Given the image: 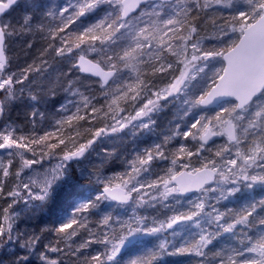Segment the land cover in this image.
<instances>
[{
	"label": "snow or ice",
	"instance_id": "1",
	"mask_svg": "<svg viewBox=\"0 0 264 264\" xmlns=\"http://www.w3.org/2000/svg\"><path fill=\"white\" fill-rule=\"evenodd\" d=\"M19 2L20 0H0V17L3 16L6 10ZM105 3L109 5L111 12L98 24L84 28L76 36L74 47L80 49L86 40L93 42L100 40L101 50H103V47L111 46L118 39L126 42L127 46L118 59L128 72L135 74L136 83H127V91L120 90L122 98L127 99L129 93H132L131 99L136 100L145 91L147 86L140 79L141 69L139 66L144 63L146 55L149 57V61L155 59L160 62L159 66L150 64L153 75H171L177 71L179 72V75H173L166 87L151 92V96H154L155 99L147 98L143 106L139 107L134 115L124 118L123 122L117 120L116 125L111 127L112 132L123 130L129 125L135 127L136 125L133 122H138L143 129L150 128L152 123L151 114L161 108V102L168 101L170 98L188 96L194 82L201 73H204V67L200 66L201 61L205 62V66L207 62L217 57H222L223 61L226 62L225 66L217 70L215 76L211 78L212 83L208 90L201 89L198 97L184 99L183 102L188 106V111L221 101L230 105V108H221L222 112L230 117L228 120L221 121L219 125L221 130L217 132L209 128L208 124H203L200 130V140L207 143L212 136L224 134L229 142L237 145L236 158H228L220 168L217 167L216 161H209L205 164L203 171L196 169L195 176L191 172H176L171 174L169 179L161 178L158 181V183L163 184V191L159 193L160 198L168 200L169 197L183 195L193 190L208 191L204 186L210 182H215L218 186L220 184L227 186L221 191V197L227 200L240 191L241 184L248 188H252L257 183L264 185V174H253L255 170L264 173V146H262L264 144V103L261 102L264 101V0H246V9L233 11L231 33H239L238 43L232 41L231 46L219 52L204 51L200 47L199 41H195L194 35L197 28L191 21L201 11L233 8V0H168L167 3H163L162 0H85L84 3L78 4V8L64 22L63 27L50 29L49 34L52 39L55 40L57 34L63 32L69 24L73 23L75 18L83 17L86 13L99 9ZM70 8H73V5L69 4L55 10L47 8L41 15V22L37 25L38 30L42 31L45 27L43 21L47 17H54L57 12L60 19L64 20L65 13H68ZM136 10H139V15L133 19L130 13ZM31 21L32 14L29 12L24 13L23 22L18 25L0 21V92L4 94V102H0V116L4 114L5 102L10 103L19 98L16 86H20L22 94L24 82L29 78L26 71H21L19 75L7 72L8 65L11 63L8 56V40L32 32L34 26ZM102 25H106L102 28L103 35L98 36L94 30L101 29ZM221 31L224 34V39L231 40L227 29H221ZM157 40H159L158 46L156 44ZM172 41H176V43ZM105 42L110 43L106 44ZM28 47H31V44ZM189 47L191 48L190 54ZM92 50L95 51L94 44ZM55 51L58 56H65L66 53L71 54L73 52V45L65 42L64 48H57ZM165 51H169L172 56L177 58L175 67L171 61L165 62L164 57L160 55ZM115 58V56L109 57V61L111 62ZM78 67L82 72H91L93 75L100 77L101 89H104L109 80L120 72L119 69L104 71L97 63L86 59L84 55L79 57ZM113 68H115V65H113ZM30 70L31 67L28 71ZM258 96L262 98L258 99ZM31 98L36 99L35 96ZM117 98L114 95L110 103L115 105ZM105 99H107V95H105ZM83 106L86 110L90 108L92 113L97 112V109L91 105L87 97L84 98ZM253 106H256L257 110L254 113V118L249 121L248 128L244 129L245 141L248 135H256L260 136L261 143H255L249 148L248 152H243L239 147L242 142L237 135L239 124L233 123V120L239 122L241 114H251ZM77 111L79 112V109ZM188 111L185 112V115H188ZM32 116L35 118L36 113L33 112ZM83 119L85 117L79 114L70 115L67 118L69 123L73 120ZM218 119L220 118L218 117ZM201 123V119H195L191 123L190 129H196ZM177 127L179 128V125ZM103 133L104 129H99L95 132V137H99ZM51 135V133L45 132L38 139H31V144L40 145L48 140ZM190 135H193L191 130L183 132L185 138ZM27 140L28 138L25 136H20L18 139L14 138L13 132L6 130L0 133V149H29ZM93 143L94 140H88L87 143L74 145V150L66 151L60 163L51 173H45L44 178L40 181H33V184L39 185L38 194L33 192L32 185L25 183L23 189L27 193L26 204L34 201L43 203L54 198V185L64 177L67 162L82 157ZM59 144H64V141L60 140ZM46 147L52 150L56 149L58 144L50 143ZM155 148L156 155H153L151 150H146V155L138 157L140 167H132V171L129 173L130 179H125L123 185L116 184L112 186L110 183H103L102 192L95 197V200L82 203L77 211H88L90 208H95L101 200L110 199L121 204H127L132 199L133 193H140L141 189L145 187L156 189L158 183L132 184V180L135 179V176H139L141 171L148 172L150 170L152 161L156 156L163 158L162 145H156ZM184 151L185 148L181 146L180 152ZM230 151V148L224 149V152ZM17 154L22 157V168H31V166L41 163V160L35 158L24 159L22 153ZM187 154L188 156L193 155L191 151H188ZM45 155L50 156L51 151L41 153V159ZM217 156H220L222 160L224 158L221 152H217ZM169 171L171 172V170ZM3 175L5 177L9 175L8 167L3 168ZM7 195L15 198L13 204L21 198L19 190L9 191ZM148 195V192L141 195V204L148 203L145 200ZM151 199L155 201L157 198L153 196ZM194 207L198 211L175 214L166 221L159 222L158 225L153 221L152 225L149 226L147 218L125 222L121 226L120 233L113 234L111 237L105 234L103 240L96 241L104 245L105 252L92 257V260L95 264H113L130 239L150 236L154 237L159 243L155 247L145 250L140 256L131 259L129 264H158V258L163 255L194 258L190 260L189 264H264V216L254 219L257 208L264 209V201H261L259 205L255 202L248 205L238 215V218H234L226 226L222 223L225 214L218 212L215 208L202 224L205 204L203 202L196 203ZM10 209H13L12 204L4 209V220L7 222V228L0 224V250L19 244L28 253L35 252L36 245L40 241L39 236H33L29 240L20 243V236L13 235L12 223L14 216L9 214ZM75 222L73 219L70 222L60 224L56 231L64 233ZM109 222L110 217H104L103 223L108 225ZM213 222L216 224L215 234L208 231L204 226L206 224L211 227ZM238 226L241 229L240 238L238 246L229 249L232 254L227 255V259H225L222 251H217L210 258L209 246L220 235L221 228L224 233H230L233 238H236L235 229ZM193 228L199 229V231L194 233L190 240H184L179 245L170 244L160 237L161 233L169 230L175 236L180 231L191 233ZM253 229H255V235L251 234ZM44 247L52 252L60 251L59 247H53L50 244L44 245ZM80 247H85V245L82 244ZM28 259V255H15L12 264H27ZM39 259L42 264H57L55 259H51L44 252L40 253ZM0 264H4V261L0 260Z\"/></svg>",
	"mask_w": 264,
	"mask_h": 264
},
{
	"label": "trees",
	"instance_id": "2",
	"mask_svg": "<svg viewBox=\"0 0 264 264\" xmlns=\"http://www.w3.org/2000/svg\"><path fill=\"white\" fill-rule=\"evenodd\" d=\"M68 2L69 0H33L31 3L28 2L23 4L20 1L19 7L21 13L19 12V14H22L23 11L32 14L31 23L34 26V30L30 33H26L19 37H13L8 40V56L11 60V63L8 65L7 69L14 71V73L26 71L29 79L31 78L30 81L33 84L31 88L34 89L31 92V95L28 93H22L23 97L21 100L26 104L28 103V106L22 109L18 105L19 103L16 104V108H14V110L19 111V115H21V117H15L12 122L16 121L22 125L33 126L32 128L35 129L38 136L44 135L45 132L51 133V137L48 140L42 142V144L45 145L43 149H48L46 144H50L51 142H56L66 137L76 138L79 136V134H83V130L87 129L88 131L90 130L92 132V129H90L91 125L98 122L97 125L102 126L103 123H100V121H102L100 116L105 112H108L110 109L113 110V106L110 105L113 97H110V95L107 93L102 94V91H105V88L101 89L100 82L81 76L76 70H74L73 64L76 56L72 57L71 54L58 56L55 51L57 48H63V46H61L62 42L59 40L60 34H64L63 37L65 38V42L71 43L73 45V42L75 41L74 38L81 31H83L84 28L90 27V25L94 23L93 21H96L97 16L94 17V14H89L88 17L85 16L86 18H75L73 23L69 24L63 32H59L57 34V38L55 40H53L49 34L50 29L63 27V24L68 19V17L73 15L72 12L75 11L73 8H70L69 12L65 13L64 20L60 19L59 13L57 12L54 17H47V19L43 21L45 27L42 31L38 30L37 28V25L41 22V15L47 8H52L54 10L59 9L63 7V3L66 4ZM23 5L25 6L24 8ZM16 8L17 7L15 6L11 12H13ZM99 9L102 10V14L104 10L110 11V7L107 3L101 5ZM233 11L234 10H232V13ZM202 12L203 11H201L199 15L202 14ZM98 13H100V11ZM132 18H134V16ZM20 23L21 21L19 20L17 25ZM191 23L195 27L198 26V23L194 22V20H192ZM217 24V29L219 31H221V29H225L226 27L228 28V25H221L219 23ZM105 26L106 25H102L100 31L94 30L95 34L102 36V28ZM230 30L231 29L228 30V33H230ZM223 35L224 34L222 31L219 32L215 42H222V40L219 39L222 38ZM105 43L109 44L110 42ZM29 44H31V47H28ZM156 44L157 46L159 45V40L156 41ZM94 45L98 49L100 48V64H102V61L106 62V58L108 56H115L116 58L113 60L115 64L117 63L116 69L120 70L117 77L121 74L122 70H126L124 65L118 59L119 55H122L124 48L127 46L124 40L118 39L114 44H111V46H108L107 48L103 47V49L109 50L108 52H103V55L101 53V41H95ZM160 55L163 57H165V55L168 56L169 51L160 53ZM217 59H220V62L222 61L221 57H217ZM148 60L149 57L146 55L144 57V63L140 64L139 66L142 74L140 79L144 81V84L147 86L146 89L149 88V69H146L148 62H150ZM145 61H147L146 64ZM216 61L217 60L215 59L213 60V62ZM29 67H31L30 71H28ZM49 71L53 73L51 74L52 76H49ZM204 74L205 75H202L203 77L207 75L206 72ZM48 76V80H45L44 83H42L41 80ZM202 78L200 75V80ZM122 79L128 81L127 83H136L135 74L131 72H127V74ZM18 87L20 86L18 85ZM200 87L201 91L203 87ZM142 93H145V91ZM105 95H107V99H105ZM32 96H35L36 99L33 100L31 98ZM85 97H87L91 102V105L97 109L96 113H92L90 108L87 110L84 108L83 104ZM170 102L171 106L167 110L158 114L156 118L157 128L155 130L163 139L166 151L169 153L168 155H175L186 160L188 151L193 152V150H195L196 153L193 155V157L199 158L202 154L210 155V152L222 148L216 145L217 143L214 144L216 146L212 145L214 147H204L200 141V132L197 133L196 129H190V125L195 119L201 118V115L205 113L213 114L217 109L203 110L199 107L188 111V106L186 105L185 107L182 105L181 98L178 100H172ZM121 104V102H118L116 109H120L118 106ZM226 104L227 103H224V105ZM77 109H79V112ZM186 111H188V115H185ZM30 112L36 113L35 118H33L32 113ZM75 114L84 116L85 119L73 120L71 123H69L67 118L70 115ZM55 124H57V126H55ZM177 125H179V128ZM56 128H61V132L57 131ZM99 129L100 127L98 129L96 128L95 131ZM189 130H191L193 135L185 138L183 136V132ZM89 139L94 140L93 144L95 145L99 143L97 141V137H95V134L90 135ZM249 140L254 144L261 143L260 136L256 135L250 136ZM150 142L152 145L156 144L157 141L154 136H150ZM93 144L88 149H91ZM181 146L185 148L184 152H180ZM71 148L72 147L70 144L64 142L63 145L58 144L57 150L61 153H65L66 151L71 150ZM3 150L4 149H0V162H2L0 165V179L3 176V168L8 167L9 175L4 177L6 183L9 182V184H13V190L21 191V175L19 172V175L15 173V166H17V170L20 169V164L22 165V157L21 161H19L20 159L16 158L12 152L9 154L7 152H3ZM9 150L11 151V149H8V151ZM13 151L15 152V150ZM133 154L134 149H131L127 158L128 161ZM125 159L126 157L123 159V161ZM47 160H52V158H45L42 161ZM113 160L114 161H109L107 165L104 164L102 167H100L99 173L96 171L92 173V171H90L85 176L86 178H79L77 172L75 170L72 171V173H74L73 176L75 179L79 182H82L83 185L85 184L87 188L82 192L75 191L71 194H64L62 192L63 190H60L58 192V196L54 197V199H56L54 205L51 207V204H49L47 208L50 209V211H45L42 213V215H40L38 226L40 229V241L36 245L35 252L28 253L25 251L27 252L26 255L29 257L27 264H42L39 259L41 252H44L51 259H55L57 264H95V262L92 260V257L105 252L104 245L102 243H97L96 241L103 240L105 234L111 237L113 234L120 233L122 224L128 222L126 215L119 213L121 204H114L112 202H108V200H101L96 204L95 208H90L88 211H77V209L84 202L89 200L94 201L95 197L102 192L103 183H110L112 186L119 184L117 176L120 172L117 171L123 168L124 163L121 160L120 162H117L116 159ZM197 161L198 160L191 162L184 169H193L196 167V164H198ZM203 162L208 163V159H204ZM199 165H201V163ZM182 169L183 168L178 169L177 172ZM108 173H110V175H106ZM170 175L171 174L165 175L163 172L161 174L162 177L160 176L159 180L161 178L169 179ZM158 185L163 184L158 183ZM9 191H11V189H9ZM149 191L150 190H148V192ZM98 192L100 193L98 194ZM149 194H152V192ZM9 198L14 199L13 197ZM190 199L191 197L184 198L177 196V203L173 206L169 205L173 209L171 214L198 211L194 207L195 203L189 202ZM230 199H233L231 203H225L217 207V210L220 212H225L227 210L230 214H233L235 212H239V210L243 211V209L254 202L259 205L261 202L260 199L264 201V190ZM206 203L208 204V202H205L204 204ZM4 207V198L0 197V212ZM210 213H213L211 207L205 206L204 216L201 220L202 224H204V220L208 218ZM106 216L110 217V222L108 225L103 223V219ZM152 216L153 215H149V217ZM260 216H264V209L258 207L257 213L254 214V219H258ZM162 217L163 216L160 214L159 218ZM73 219L76 222L71 224V227L66 229L64 233H58L56 231L60 224L70 222ZM215 225V222H213L211 227L206 224L204 226L208 231H212L215 234ZM198 231L199 229L193 228L191 233L180 231L175 236H173L169 230L161 233L160 237L162 240H165L170 244L179 245L184 240H190L192 235ZM235 231L237 233L236 238H233L230 233L222 234L223 231H220V235L217 236L213 244L209 246L210 258L213 257L214 253L217 251H222L225 259H227V255L232 254L229 249L234 246H238L241 233L240 227L235 229ZM251 234L255 235V229L252 230ZM196 238L198 239V237ZM158 243L159 241H157L154 237H139L122 249L121 254L117 257L113 264H129L131 259L140 256L145 252V250L155 247ZM49 244L53 247H59L60 251L52 252L47 250L44 245ZM82 244L85 245V247H80ZM15 255L9 254V256H6L8 257V260L12 262L15 259ZM192 259L194 258L187 256L163 255L158 258V264H189L190 260Z\"/></svg>",
	"mask_w": 264,
	"mask_h": 264
},
{
	"label": "rangeland",
	"instance_id": "3",
	"mask_svg": "<svg viewBox=\"0 0 264 264\" xmlns=\"http://www.w3.org/2000/svg\"><path fill=\"white\" fill-rule=\"evenodd\" d=\"M23 4L25 3H31L33 0H20ZM85 0H69L68 3H63V7L66 5H73V9L76 10L78 8V4L80 3H84ZM20 2L16 5V9L13 12H10L7 16H5L2 21L4 22H10L13 25H17V22L20 20L21 23L23 21V16H24V11L22 12V14H19L20 12ZM25 6L23 5V8ZM247 8V4H246V0H233V8L228 9V8H219L218 10H205L202 12V14H198L196 15L192 20H194V22L198 23L197 25V32L194 34L195 35V41H199L200 47L204 50V51H222L225 50L227 47L231 46L232 41L237 42L239 33H228L231 36V40H226L224 39V35L222 38H220L219 40H222V42L216 43L215 39L217 37V34L221 31H219L217 29L218 24L221 25H228V28L226 27L225 29L229 30L232 27V20H231V16H232V10H244ZM227 10V11H226ZM100 11V13H98ZM111 12V8L110 11H106L104 10L103 14H102V10L101 9H97L94 10L93 12H89L86 13V17L89 16V14H94V17L97 16L96 21H93L94 23L92 25H90V27H92L94 24H98L100 22V20L102 18H105L108 13ZM21 13V12H20ZM72 14H74V11L72 12ZM139 15V12L136 13V15L134 16L133 19H135L137 16ZM85 16H83L82 18H86ZM102 16V17H101ZM101 18V19H100ZM217 25V26H216ZM85 26V25H84ZM97 31H100V29H95ZM199 30V31H198ZM217 30V31H216ZM208 35V36H207ZM64 34H60L59 35V40H61L62 44L61 46H65V38L63 37ZM201 36V38H200ZM207 36V37H206ZM74 42H73V52L71 53V56L74 57L76 56V58L79 55H84L86 57H89L91 59L96 60L98 63H100V48L98 49L95 46V51L92 50V46L94 44L93 41L90 40H86L85 44L81 45L80 49H76L74 47L75 43H76V37L74 38ZM225 42H224V41ZM100 40H97L96 42H98ZM193 41V42H195ZM173 43H176V41H172ZM107 48V47H104ZM108 49H103L101 51L102 55L103 52H108ZM189 54L191 53V48L189 47L188 49ZM74 54V55H72ZM66 55H70L69 53H66ZM109 57L108 56L106 58V62L102 61V64L104 66V68L106 69H116L117 68V63L115 64L114 60H111V62L109 61ZM190 58V57H189ZM165 62L167 61H171L173 63V66H176L177 63V58L172 56L171 53L169 52V55H165L164 57ZM214 60V59H213ZM213 60H211L210 62H207L206 66H205V62L201 61L200 62V66L204 67V73L206 72V76L203 77L202 75H205L204 73H201V80H200V76L198 77V79L195 81V84H193L191 92L188 94V96H181L180 98L182 99V105H184L186 107V105L184 104V99H193V97H198L201 93L200 91V86L203 87V90H208L209 86L212 83L211 78L215 76L217 70L221 69L223 67V63L222 61L220 62V59L215 58V60H217L216 62H213ZM149 61V60H148ZM147 61H145L146 64ZM158 61H156L155 59H152L150 62H148L146 69H149V76H148V87L147 89H145V93H141L140 96L136 99L133 100L131 99L132 93H129L128 98L124 99L121 96V92L120 90L123 89L124 91H127L126 88V84L128 81L122 79L126 74H127V70H122L121 74L112 80V82L109 84V86L105 87V91H102V94L107 93L108 95H110V97H114V95L117 98V103L121 102L122 104L120 106H118L120 109H116L117 103L116 105H112L113 106V110H109L108 112H105L103 115L100 116V118H102V121H100V123L102 122L103 125L102 126H98V122H96L95 124L91 125L92 132L89 130H83V134H79L78 137L76 138H64L62 139L64 142L70 144V146L72 147L71 150H74V145L78 146L80 143H87L89 139V136L92 134H95V129L99 128L100 129H104V133L97 137V141L99 142L97 145L93 144V147L91 149H88L84 156L73 162V163H67L66 165V173L64 175V177L57 181V184L54 185V189H55V193H54V197L58 196V192L60 190H63L62 192L64 194L67 193H74L75 191H79L82 192L83 190H85L87 187L85 186V184L83 185L82 182H79L78 180L75 179V177L73 176L74 173H72L73 170H75L77 172V175L79 178H86L85 176L92 171L93 172H100V167H102L104 164L107 165L109 163V161H114L113 159H116L117 162L123 161V159L126 157V159L123 161L124 166L121 170H118L117 172H120L117 176L119 184L123 185V181L125 179H130L129 177V173H131L132 171V167L136 166V167H140L139 163H138V157L142 156V155H146V150H151L153 155H156V145H162L161 151L163 153V158H161L160 156H156V158L152 161L151 164V168L148 172H143L141 171L139 176H135V179L132 180V184H138V183H143L145 185L150 184V183H158L159 178L161 176V173H165V175L168 174H174L177 172L178 169L183 168L182 170H189L191 172L196 171V169H203L205 164H207V162H203L204 159H208L209 161H216L217 167L220 168L221 166H223L224 162L228 159V158H236L235 157V152H236V148L237 145L233 144V143H228L226 141V138L224 136V134L222 135H217V144L219 147H222L219 150L216 151H212L209 154H202L199 158H195L193 157V155L196 153L195 150H193V155L192 156H187L186 160L182 159L181 157L178 156H170L168 155L169 153L166 151V147L164 146V143L162 141L160 142H156L155 145H148L147 143H150V141H147L149 139L150 136H154L155 135V130H156V115L158 113H161V111H165L167 110L170 106H171V102L172 100H178L180 98H170L168 101H163L161 102L162 106L158 111H155L151 114L152 117V123L150 128L148 129H143L139 126L138 122H133L136 126L134 127L133 125H129L128 127H126L123 130H118L117 132H112L111 131V127L116 125L117 120H120L121 122H123L124 118H128L132 115L135 114V111L139 109V107L143 106V103L146 102L147 98H151V99H155L154 96H151V92L152 91H156L158 89H162L164 87L167 86V83L173 78V75H179V72H175L174 74L171 75H165V74H156L153 75L152 72V67L150 66V64H154L159 66ZM113 65H115V68H113ZM212 65V66H211ZM166 66V63H165ZM8 73H14V71L7 69ZM126 73V74H125ZM17 75H19V73H16ZM48 74H50L49 76H52L51 74H53L51 71L48 72ZM142 75V74H141ZM48 77L42 79V83H44V81L48 80ZM31 79V78H30ZM30 79L28 78V80H26L24 82V91L23 93H28L31 95V92L34 90L32 89V82L30 81ZM40 81V82H41ZM119 82V85H118ZM154 82V83H153ZM43 85V84H42ZM31 88V89H30ZM16 92H17V96L19 97L17 100L13 101V102H5V110H4V114L2 117V123L0 124V133L7 131H12L13 132V136L14 138H19L20 136H25L28 138V140L26 141L29 145V149H16L13 148V150H15V152L11 149V151L8 149H4L3 152H7L10 154V152H12L16 158L20 159L19 161H21V155H18L17 153H22V156L24 159H38V160H43V159H47V158H52V160H47V161H42L39 164L33 165L31 166V168H22V165L20 164V169H16L17 166H15V173L17 174L18 172L21 175V198H19L18 202L13 204V199L9 198V196L7 195V193L9 192V189H11V191H13V184H9V182L6 183L5 179H4V175L2 176V178L0 179V197L4 198V202H5V207L2 209V211L0 212V224H3L5 228H7V222L4 220V209L8 208V206L10 204L13 205V209L9 210V214L14 216V220L12 223V227H13V235H19L20 236V243H23L25 240H29L31 237L33 236H40V229H39V218L40 215H42V213H44L45 211H50V209H47L49 204H51L50 206L52 207L54 205V202L56 199L52 198L49 199L43 203H41L40 201H34L31 203H27L26 204V200H27V193L25 192V190L23 189V185L25 183L32 185L33 188V192L38 194L39 193V185L38 184H33V181H40L44 178L45 173H51L52 170L54 168H56L57 164L60 163L61 158L63 156L64 153H61L56 149H43V147L45 145L40 144V145H34L31 144V139L35 138L38 139L39 136L36 133L35 129L32 128L33 126L31 125H22L21 123H17L16 121L12 122L13 119H15V117H21V115H19V111H15L14 108H16V104H18L20 106V108L24 109L26 106H28L25 102H23L21 100V98L23 97V94H21L20 92V87H18V85L16 86ZM33 95V94H32ZM262 97H258V99H260ZM0 102H4V94L3 92H0ZM262 103H264V101H261ZM32 103V102H29ZM230 108V105L226 104H222L220 105L217 110L213 113V114H208L205 113L203 115H201V119L202 123L200 125L197 126L196 130L197 133L200 132V130L203 127V124H208L209 128L213 129L214 131L219 132L221 129L219 127L220 123L222 120H228L230 119V117L228 115H226L225 113L222 112L221 108ZM256 106H253V110L251 114H241V119L239 122L233 120V123H238L239 127L237 129V135L239 136L240 140H241V145L240 150L243 152H248L249 148L251 146L254 145L253 142H251L249 140L250 136L252 135H248L247 140L245 141V131L244 129L248 128L249 125V121L252 120L254 118V113L256 111ZM30 111V110H29ZM32 113V112H30ZM207 115V116H204ZM235 115V114H233ZM218 117L220 119H218ZM95 120V119H94ZM96 121V120H95ZM94 121V122H95ZM55 126H57V124H55ZM85 127V126H83ZM71 128V127H70ZM57 131L61 132V128L58 129L56 128ZM201 134V132H200ZM200 137V135H199ZM61 140V139H60ZM56 142H51V143H58L59 141ZM159 141V140H157ZM146 143V144H144ZM45 144V143H44ZM73 144V145H71ZM47 145V144H46ZM59 145H63V144H59ZM214 145V146H216ZM212 146V147H214ZM262 146H264V144H262ZM225 148H230L231 151L230 152H224ZM60 149V148H59ZM134 149V154L132 155V157L129 159L128 161V155L130 154V150ZM136 149V150H135ZM49 151H51V155H45L43 157V159H41V153H48ZM217 152H221L223 153V160L221 159L220 156H217ZM208 153V152H205ZM209 155V156H208ZM171 157V158H170ZM203 158V159H202ZM197 161L198 164H196V167H194L193 169H184L188 164H190L193 161ZM173 161H175V163H173ZM2 162H0L1 165ZM162 163V165H161ZM201 163V165H199ZM156 164L158 165V167L156 166ZM171 170V172L169 171ZM227 170V169H225ZM107 171V170H106ZM157 171H159L157 173ZM181 171V170H180ZM178 171V172H180ZM105 172V171H104ZM111 173V172H110ZM110 173L106 174V175H110ZM101 174V173H100ZM253 174H257V175H261L264 173H260L259 170H255L253 171ZM133 175H135L133 173ZM116 177V175H115ZM162 177V176H161ZM82 183V184H81ZM129 187H131V185H129ZM227 186L220 184L219 186L213 182L210 183L208 185H206L205 189H208V191L205 190H201L200 192L194 194L193 196H191V199L189 200V202H193V203H205L208 202V204L206 203L205 206L206 207H211L212 212H213V208H215L217 210V207L225 204V203H231L233 199L230 198H234V197H239L241 195H245V194H250V193H257L260 190H264V185L261 184H254L252 188H248L246 186H244L243 184H241L240 186V191L237 192L235 195L229 197L227 200L223 199L221 197V191ZM159 188V189H158ZM263 188V189H262ZM158 189V190H157ZM214 189V190H213ZM148 190H150L148 192ZM154 191V192H153ZM163 191V185H158V187L156 189H148L147 187H145L144 189H141L140 193H133L132 194V199H130V201L127 204H121L120 205V209H119V213H121L122 215L125 214L127 221L128 222H133L135 220H137L138 218L142 219V218H147V224L149 226L152 225L153 221H155L157 223V225L159 224V222L161 221H166L168 218H170L171 216L175 215V214H171V212H173V209L170 206L175 205L177 202V196L180 195H175L173 197H169L168 200H163L162 198H160L159 193ZM144 192H148L152 194H149L148 196L145 197V200L148 201V203L146 204H141L140 203V197L141 195H143ZM100 192H98L99 194ZM63 194V195H64ZM155 196L157 199L155 201H153L151 198ZM181 197V196H180ZM15 199V198H14ZM260 201H262L260 199ZM108 202H112L111 200H108ZM172 203V204H171ZM116 204V203H114ZM38 205V206H37ZM170 205V206H169ZM232 208V207H231ZM207 209V208H206ZM161 211V212H160ZM218 212H220L219 210H217ZM242 212V210H239V212H235L233 214H230L227 210L225 212H223L225 214L222 222H224L223 224L226 226L227 223L232 222V220L234 218H238V215ZM160 214L163 216L162 218L160 217ZM149 215H153L152 217H149ZM239 228V226L237 227ZM236 228V229H237ZM215 229H216V225H215ZM220 231H223V229L221 228ZM222 234H225L224 232ZM148 236H145L144 238H146ZM139 238V237H137ZM137 238H133L130 239L126 244H130L133 241H135V239ZM124 246V247H125ZM26 249L21 248L19 246V244L17 245H13L10 246L6 249L0 250V260L4 261V264H12V262H10L8 260L9 254H17V255H26L27 252ZM19 253V254H18ZM7 255V256H6ZM7 258H6V257Z\"/></svg>",
	"mask_w": 264,
	"mask_h": 264
},
{
	"label": "water",
	"instance_id": "4",
	"mask_svg": "<svg viewBox=\"0 0 264 264\" xmlns=\"http://www.w3.org/2000/svg\"><path fill=\"white\" fill-rule=\"evenodd\" d=\"M162 2H163V3H167L168 0H162ZM12 7H13V6H12ZM12 7H11V8H12ZM11 8H10V9H11ZM10 9L6 10V12L3 14V16H4V15H5ZM138 11H139V10H136V11L130 13V16L132 17V16L135 15ZM3 16H2V17H3ZM2 17H0V19H1ZM237 43H238V40H237ZM79 57H80V56H78V58H77V60H76V62H75V64H74V68L78 69L79 74L84 75V76H88V77L93 78V79H97V80H99V81L101 82L100 77L93 75L91 72H82V71H80V69H79V67H78V65H79ZM86 59L92 61L93 63H97L96 61H93V60H91L90 58H87V57H86ZM222 61H223V59H222ZM97 64H98V65L102 68V70H104V71H110V70L115 71V69H105V68H103L99 63H97ZM225 64H226V62L223 61V66H225ZM113 79H114V78L110 79V80H109V83H108L106 86H108V85L111 83V81H112ZM106 86H105V87H106ZM233 102H234V101H233ZM223 103H225V102L221 101V102H219V103H214V104H212V105H208V106H206V107L201 106V108H202V109H215V108H218V107H219L220 105H222ZM225 136H226V135H225ZM226 137H227V136H226ZM216 140H217L216 136H212V137L207 141V143H205V142L202 141V140H201V142H202L205 146H209V145H211L212 143H214ZM80 158H81V157H80ZM78 159H79V158H78ZM75 160H77V159H73V160H71V161H69V162H67V163H71V162H73V161H75ZM203 170H204V168L201 169V171H203ZM182 172H184V173H188V171H182ZM191 173H192V172H191ZM192 174H193V176H195V175H196V172H194V173H192ZM210 183H213V182H210ZM210 183H209V184H210ZM207 185H208V184H207ZM205 186H206V185H205ZM205 186H204V187H205ZM196 192H198V191L193 190V191H190V192H188V193L183 194V196H190L191 194H194V193H196ZM112 201H113V200H112ZM114 202H118V201H114ZM118 203H120V202H118Z\"/></svg>",
	"mask_w": 264,
	"mask_h": 264
},
{
	"label": "flooded vegetation",
	"instance_id": "5",
	"mask_svg": "<svg viewBox=\"0 0 264 264\" xmlns=\"http://www.w3.org/2000/svg\"><path fill=\"white\" fill-rule=\"evenodd\" d=\"M162 112V111H161ZM159 114V113H158ZM158 114H155L156 115V118H157V116H158ZM159 131V130H158ZM225 136V135H224ZM154 137H155V139H156V141L157 140H159V141H157V143L158 142H160V141H162L163 142V139L159 136V133H157L156 131H155V135H154ZM225 138H226V141L228 142V143H231V142H229L228 141V139H227V137L225 136ZM147 141H150V137H149V139L147 140ZM144 144H146V143H144ZM148 145H152L151 144V142L150 143H147ZM136 150V149H135ZM161 165H162V163H161ZM156 166L158 167V165L156 164ZM159 171H157V173H158ZM162 174V173H161Z\"/></svg>",
	"mask_w": 264,
	"mask_h": 264
},
{
	"label": "bare ground",
	"instance_id": "6",
	"mask_svg": "<svg viewBox=\"0 0 264 264\" xmlns=\"http://www.w3.org/2000/svg\"><path fill=\"white\" fill-rule=\"evenodd\" d=\"M1 123H2V121H1ZM1 123H0V124H1Z\"/></svg>",
	"mask_w": 264,
	"mask_h": 264
}]
</instances>
